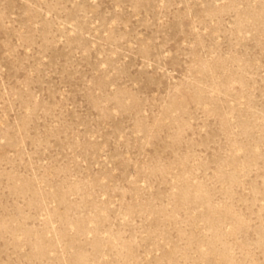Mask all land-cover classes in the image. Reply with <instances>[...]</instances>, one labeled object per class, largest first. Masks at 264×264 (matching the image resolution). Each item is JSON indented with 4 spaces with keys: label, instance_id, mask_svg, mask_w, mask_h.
Returning <instances> with one entry per match:
<instances>
[{
    "label": "rangeland",
    "instance_id": "374dc122",
    "mask_svg": "<svg viewBox=\"0 0 264 264\" xmlns=\"http://www.w3.org/2000/svg\"><path fill=\"white\" fill-rule=\"evenodd\" d=\"M0 264H264V0H0Z\"/></svg>",
    "mask_w": 264,
    "mask_h": 264
}]
</instances>
